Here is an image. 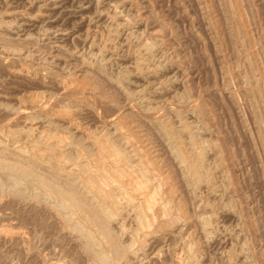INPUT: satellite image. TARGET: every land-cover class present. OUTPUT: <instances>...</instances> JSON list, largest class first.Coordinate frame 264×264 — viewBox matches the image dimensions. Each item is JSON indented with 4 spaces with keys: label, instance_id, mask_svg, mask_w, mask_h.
Returning a JSON list of instances; mask_svg holds the SVG:
<instances>
[{
    "label": "rangeland",
    "instance_id": "374dc122",
    "mask_svg": "<svg viewBox=\"0 0 264 264\" xmlns=\"http://www.w3.org/2000/svg\"><path fill=\"white\" fill-rule=\"evenodd\" d=\"M0 164V264H264V0H0Z\"/></svg>",
    "mask_w": 264,
    "mask_h": 264
},
{
    "label": "bare ground",
    "instance_id": "6f19581e",
    "mask_svg": "<svg viewBox=\"0 0 264 264\" xmlns=\"http://www.w3.org/2000/svg\"><path fill=\"white\" fill-rule=\"evenodd\" d=\"M54 4V3H53ZM56 4V3H55ZM49 6V5H48ZM23 17V16H22ZM26 18V17H25ZM186 126V125H185ZM121 127V126H120ZM187 127V126H186ZM118 129V128H117ZM121 129V128H120ZM122 136V135H121ZM126 140V139H125ZM129 140V139H128ZM127 142V141H126ZM129 142V141H128ZM131 142V141H130ZM129 142V143H130ZM101 143V142H100ZM95 145V144H94ZM100 145H103V143L102 144H100ZM128 145V144H127ZM95 146H97V145H95ZM100 151V150H99ZM116 153V152H115ZM117 154V153H116ZM115 157H117V156H115ZM112 159L114 158V157H111ZM118 158V157H117ZM111 159V160H112ZM116 159V158H115ZM116 160H118V159H116ZM122 159L120 158V161H121ZM15 161V160H14ZM119 161V162H120ZM103 162V161H102ZM110 162V161H109ZM3 163V162H2ZM106 163V162H105ZM101 164V163H100ZM107 164V163H106ZM115 164V163H114ZM103 165V164H102ZM0 167H1V164H0ZM103 167V166H102ZM105 167V166H104ZM109 167V166H108ZM6 169V168H5ZM119 169H121V168H119ZM3 170V169H2ZM103 170H104V168H103ZM102 170V171H103ZM4 171V170H3ZM112 171V170H111ZM111 171H109V169H108V172L110 173ZM119 171V170H118ZM118 171H113V173H112V176H113V180L114 181H116V182H123V181H127V180H123V178H124V176L122 175V173L121 172H118ZM6 172L8 173V175H9V177L10 176H12V177H14V176H16L17 174H19L20 173V175L22 174V175H24V176H26V177H30V175L29 176H27L28 174H27V172L28 171H20V172H17L13 167H8L7 169H6ZM103 173V172H102ZM106 174V173H105ZM126 174V173H125ZM21 175V176H22ZM33 175H34V173H33ZM132 175V174H131ZM130 174L127 176L128 178H129V176H131ZM108 176V175H107ZM135 176V175H134ZM97 177H98V175H97ZM100 177V176H99ZM106 177V176H105ZM104 177V178H105ZM133 177V176H132ZM17 178V177H16ZM24 178V177H23ZM31 178V177H30ZM76 178V177H75ZM104 178H102L103 179V183H104ZM131 178V177H130ZM130 178H129V182L128 183H130L131 184V180H130ZM136 178V177H135ZM100 179H101V177H100ZM102 179H101V181H102ZM111 178H109L108 180H110ZM112 180V179H111ZM133 180V179H132ZM33 181V180H32ZM37 181V180H36ZM93 181V180H92ZM131 181V182H130ZM133 181H135V182H137L136 180H133ZM39 182L42 184V185H45L46 183H45V181H42V180H39ZM105 182H107V181H105ZM110 182V181H109ZM148 182V181H147ZM88 183V182H87ZM113 183V182H112ZM133 183V182H132ZM145 183V182H144ZM89 184V183H88ZM97 184H98V182H97ZM100 184V183H99ZM122 184H124V182L122 183ZM129 184V185H130ZM138 184V182L136 183V185ZM139 184H141V182L139 183ZM150 184V183H149ZM87 185V184H86ZM106 186H107V184H105ZM104 185V186H105ZM118 185V184H117ZM129 185H127V187L129 186ZM135 185V184H134ZM136 185H135V187H136ZM143 185V184H142ZM151 186H152V184H150ZM103 186V185H102ZM105 186V187H106ZM124 186H125V184H124ZM48 187V186H47ZM110 187V186H109ZM132 188H133V186H131ZM95 187L94 186H90V190H92V189H94ZM107 188V187H106ZM105 188V189H106ZM113 188V187H112ZM143 188V187H142ZM141 187L139 188V189H137L138 191H140V194H139V197L137 198V199H142V201H144V205H145V207H146V209H147V213H148V211H150V213H148V215L150 214V216L149 217H151L152 218V215H151V212H153L154 210H156V204H155V201L153 200V199H155V198H153L152 196L151 197H148V194H147V192H146V190H143ZM100 189V188H99ZM109 189V188H108ZM133 189H135V188H133ZM145 189V188H144ZM150 190H151V188H149ZM86 190V189H85ZM97 190V189H96ZM107 190V189H106ZM111 189H109V191H110ZM153 190H155L154 188H153ZM117 191V190H116ZM131 191V190H130ZM53 192L59 197V199L61 200V202L65 205V206H68V207H72L73 209H80L81 207H82V202H80V200L78 199L79 197H76L73 193H71V192H65V191H63V190H61V189H59V188H54L53 189ZM115 192V191H114ZM134 193H135V195H136V193H137V191L135 192V191H133ZM133 192H131V193H133ZM151 192V191H150ZM155 192H157V190L156 191H154V193ZM77 193V192H76ZM101 193V192H100ZM106 193V192H105ZM110 193H111V191H110ZM118 193V192H117ZM125 193H127V192H125ZM130 193V194H131ZM149 193V192H148ZM154 193L152 192V193H150L151 195L153 194L154 195ZM54 194V195H55ZM92 194V193H91ZM108 194V193H107ZM115 194V193H114ZM130 194H129V196H130ZM157 194V193H156ZM155 194V195H156ZM88 195V194H87ZM121 195H122V193H121ZM126 195V194H125ZM132 195V194H131ZM134 195V196H135ZM141 195V196H140ZM160 195V194H159ZM106 196V195H105ZM128 196V195H127ZM150 196V195H149ZM90 197V196H89ZM141 197V198H140ZM108 198V197H107ZM129 198V197H128ZM135 198V197H134ZM151 198H153V199H151ZM81 199V198H80ZM94 199H96V198H94ZM105 199V198H104ZM109 199V198H108ZM102 200V199H101ZM107 200V199H106ZM129 200H131V199H129ZM134 200H136V199H134ZM133 200V201H134ZM82 201V200H81ZM84 202V201H83ZM107 202H111V201H107ZM129 202V201H128ZM138 202V201H137ZM136 202V203H137ZM160 202H161V200H160ZM111 203H113V202H111ZM159 202L157 201V204H158ZM61 204V203H60ZM114 204V203H113ZM160 204V203H159ZM110 205V204H109ZM138 205V204H137ZM98 206V205H97ZM85 207V206H84ZM99 207V206H98ZM104 207V206H103ZM134 207V206H133ZM160 207V206H159ZM166 207V206H165ZM83 208V207H82ZM88 208V207H87ZM89 208H91V207H89ZM95 208V207H94ZM164 208V207H163ZM162 208V209H163ZM167 208V207H166ZM71 209V208H70ZM157 209H160V208H157ZM168 209V208H167ZM82 210H84V212H88V210L87 211H85V209H82ZM133 210H135V209H133ZM165 211V210H164ZM79 212V211H78ZM90 212V211H89ZM88 212V213H89ZM97 212H99V211H97ZM108 212V211H107ZM117 212V211H116ZM158 212V211H157ZM169 212V211H168ZM85 213V214H86ZM92 213V212H91ZM93 213H94V211H93ZM110 213V212H109ZM160 213V211L157 213V215ZM111 214V213H110ZM89 215V214H88ZM100 215V214H99ZM165 215H167V214H165ZM164 215V216H165ZM90 216V215H89ZM102 216V215H101ZM100 216V217H101ZM147 216V215H146ZM159 216V215H158ZM74 217H76V214H75V216ZM99 217V216H98ZM110 217V216H109ZM154 217V216H153ZM167 217V216H166ZM89 218H91V217H89ZM94 218V217H93ZM102 218V217H101ZM150 218V219H151ZM161 218L163 219V216H161ZM139 219V218H138ZM155 219V218H154ZM92 220V219H91ZM94 220V222H95V224L98 226V227H100V229L99 230H101L102 229V231L104 232V234L106 235V238H107V242H109V243H111V244H113V242H112V238H111V236H113V235H110L111 233H109L108 231H107V229H105V227H104V224H102V222L98 219V218H96L95 217V219H93ZM92 220V221H93ZM105 221H106V219H104ZM145 220H146V218H145ZM144 220V221H145ZM156 220V219H155ZM158 220H159V217H158ZM58 221V220H57ZM110 221V220H109ZM151 221V220H150ZM140 222H141V219H140ZM147 222H149L148 220H147ZM156 221H154V223H155ZM159 222V221H158ZM149 223H151V226L150 227H152V222H149ZM108 224V223H107ZM156 224H157V222H156ZM63 225V224H62ZM146 225H147V223H146ZM150 225V224H149ZM154 226V225H153ZM94 227V226H93ZM149 227V228H150ZM149 228H147V230L149 231ZM109 229V228H108ZM145 229H146V227H145ZM142 230V229H141ZM151 230H152V228H151ZM101 231V232H102ZM110 231V230H109ZM143 231H144V229H143ZM101 234V233H100ZM103 234V235H104ZM102 235V236H103ZM104 235V236H105ZM106 240V239H105ZM114 242H115V240H114ZM91 243V242H90ZM93 243V242H92ZM104 243H105V241H104ZM116 244V243H115ZM91 245V244H90ZM118 245V244H117ZM112 246V245H111ZM114 246V245H113ZM117 248H118V246H117ZM86 250V249H85ZM88 250V249H87ZM86 250V251H87ZM115 250V249H114ZM121 251V250H120ZM118 252V251H117ZM122 252V251H121ZM124 253V252H123ZM100 254V253H99ZM103 255V254H102ZM123 257V256H122ZM105 258V257H104ZM118 258H119V256H118ZM93 259H95V258H93ZM98 260V259H97ZM107 263V262H106ZM111 263V262H110Z\"/></svg>",
    "mask_w": 264,
    "mask_h": 264
}]
</instances>
